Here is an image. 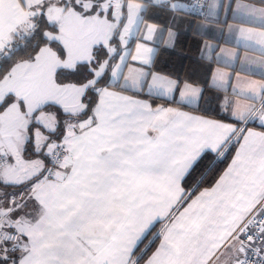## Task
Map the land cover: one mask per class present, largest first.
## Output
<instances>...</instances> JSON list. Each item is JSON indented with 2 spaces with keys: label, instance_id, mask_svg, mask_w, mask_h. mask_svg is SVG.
I'll return each instance as SVG.
<instances>
[{
  "label": "snow or ice",
  "instance_id": "6c2138e0",
  "mask_svg": "<svg viewBox=\"0 0 264 264\" xmlns=\"http://www.w3.org/2000/svg\"><path fill=\"white\" fill-rule=\"evenodd\" d=\"M0 264H264V0H0Z\"/></svg>",
  "mask_w": 264,
  "mask_h": 264
},
{
  "label": "trees",
  "instance_id": "16d2710c",
  "mask_svg": "<svg viewBox=\"0 0 264 264\" xmlns=\"http://www.w3.org/2000/svg\"><path fill=\"white\" fill-rule=\"evenodd\" d=\"M161 23L164 20L160 21ZM201 37H197L194 31L178 30V37L173 48H161L158 66H163L169 70L181 75L189 73L192 69H198L196 75L201 81L210 73L209 65L201 67L197 65L196 60L199 55ZM204 69V70H203ZM202 74V77H201ZM200 76V77H199Z\"/></svg>",
  "mask_w": 264,
  "mask_h": 264
},
{
  "label": "crops",
  "instance_id": "0c3cea01",
  "mask_svg": "<svg viewBox=\"0 0 264 264\" xmlns=\"http://www.w3.org/2000/svg\"><path fill=\"white\" fill-rule=\"evenodd\" d=\"M223 18H224V17H223V14H221V19L223 20ZM228 22H229V23H233V21H232L230 15H229V17H228ZM196 23H199V21H196ZM220 28H223L224 31H225V33H227V25H226V24L212 25V26H211V31H213V32H218ZM176 30H177V31H178V30H182V31H186V32H189V31H191V30L194 31L193 28L189 27L187 21H181V23L178 25V27H177ZM200 37H201V43H202V42H203V39H204L205 37H203V36H200ZM164 38L167 39V33H166V32H165V34H164ZM201 43H200V45H201ZM220 46H221V47H232L233 45L225 44V43L221 40V41H220ZM160 47H161V48H165L163 44H162ZM130 48H131V50H132L133 52L135 51V43H134V42H132V43L130 44ZM172 48H173V47H172ZM240 55H241V57H243V56L245 55V52H244L243 49L240 50ZM248 55L255 56L256 54H255V53H248ZM217 66H218V65H216L215 63L209 64L210 73H211V71L214 70ZM237 68H238V65H237ZM241 75H244V73H242ZM251 78H253V79H259L260 77L257 75V76H252Z\"/></svg>",
  "mask_w": 264,
  "mask_h": 264
},
{
  "label": "rangeland",
  "instance_id": "374dc122",
  "mask_svg": "<svg viewBox=\"0 0 264 264\" xmlns=\"http://www.w3.org/2000/svg\"><path fill=\"white\" fill-rule=\"evenodd\" d=\"M204 70V69H203ZM209 75H210V73H209ZM200 77V76H199ZM201 77H202V74H201Z\"/></svg>",
  "mask_w": 264,
  "mask_h": 264
}]
</instances>
